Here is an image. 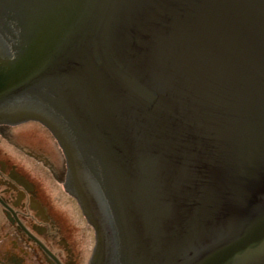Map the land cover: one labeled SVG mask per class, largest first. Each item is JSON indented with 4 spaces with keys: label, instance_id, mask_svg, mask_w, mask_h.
Wrapping results in <instances>:
<instances>
[{
    "label": "water",
    "instance_id": "95a60500",
    "mask_svg": "<svg viewBox=\"0 0 264 264\" xmlns=\"http://www.w3.org/2000/svg\"><path fill=\"white\" fill-rule=\"evenodd\" d=\"M27 121L91 264H264V0H0V124Z\"/></svg>",
    "mask_w": 264,
    "mask_h": 264
},
{
    "label": "flooded vegetation",
    "instance_id": "af4514ba",
    "mask_svg": "<svg viewBox=\"0 0 264 264\" xmlns=\"http://www.w3.org/2000/svg\"><path fill=\"white\" fill-rule=\"evenodd\" d=\"M65 177L42 126H0V264H89L93 232Z\"/></svg>",
    "mask_w": 264,
    "mask_h": 264
}]
</instances>
